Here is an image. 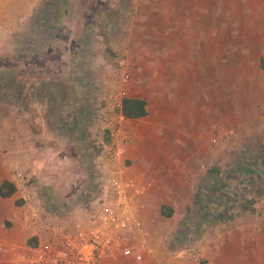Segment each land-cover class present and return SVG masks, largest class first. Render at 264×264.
<instances>
[{"label":"crops","instance_id":"obj_1","mask_svg":"<svg viewBox=\"0 0 264 264\" xmlns=\"http://www.w3.org/2000/svg\"><path fill=\"white\" fill-rule=\"evenodd\" d=\"M206 1L210 2L208 6ZM234 1L233 7L239 0ZM253 1L264 3V0ZM150 2L151 8L147 4L144 12L135 15L130 23L129 14L121 16L123 23L108 18L107 22L111 23L103 30L109 36L107 54L116 55L119 50L128 53L130 80L123 87L117 80L115 90L122 87L125 98L146 102V115L120 120L119 131H127L129 140L120 159L106 165V170L120 169L124 177L135 178L145 185L136 205L151 238L150 252L145 254L142 264H264V212L246 209L229 221L199 222L198 226H205L206 232L195 240L198 261L187 259L179 253L180 249L171 251L154 223L158 217H154L152 204L154 196L162 193L174 214L177 209H190L195 202L198 179L205 173L199 175L198 165L206 164V174L210 176V170L216 169L214 161L229 158H224L222 146L230 139L237 138L236 143L242 144L247 138L264 134V121L260 122L264 120V72L260 68V58L264 56V42L261 45L260 42L264 36L256 32L254 37L263 52L248 58L257 71L243 74L240 57L244 53L240 52L243 44L237 9L232 8L230 14L225 12L223 0ZM258 7L256 12L247 13L264 17V4L262 9ZM208 12L214 13V20L205 23L201 17ZM224 16L232 19L225 20ZM242 50L246 51L243 47ZM101 54L100 48L94 46L92 55H87L85 61L94 78L95 74L100 75L101 66L109 67L111 74L118 77L114 63L107 62V57L102 58ZM241 80L249 82L242 108L239 107ZM13 100L0 102V183L4 179L10 181L12 165L32 161L34 139H26L28 133L23 132L28 123L22 120L30 111ZM163 168L169 176L168 184L165 178L161 181L165 176L160 174ZM32 189L31 185L29 193L35 202ZM87 204L78 205L74 212ZM26 208L15 192L6 198L0 196V264H10L16 253L24 252L29 240L41 242L47 236L43 226H29L25 222ZM177 223L183 225L181 221ZM124 262L136 264L132 259H107L103 263Z\"/></svg>","mask_w":264,"mask_h":264},{"label":"rangeland","instance_id":"obj_2","mask_svg":"<svg viewBox=\"0 0 264 264\" xmlns=\"http://www.w3.org/2000/svg\"><path fill=\"white\" fill-rule=\"evenodd\" d=\"M150 1L0 0V102L14 98L17 105L28 108L30 112L26 117L22 116V120L28 123L23 133H28L26 139H34L31 163L14 164L11 172L17 168L29 173L35 204L40 211L42 209L53 217L63 219L73 213L78 205L88 203L97 194V174L93 169L99 153L97 142L100 139L108 140L110 119L116 118L112 102L117 96L115 83L118 77L111 74L109 67L101 66L100 75L95 74L94 78L85 61L96 46L100 48V54L105 53L101 57H107V62L112 61L115 66L123 50H119L115 56L105 51L109 36L103 30L106 24L111 23L107 19H120L123 23L125 21L121 16L129 14L130 23L135 15L144 12L147 4L151 8ZM223 1L225 12L230 14L232 8L239 12L237 19L243 44L240 52L244 53L240 57L241 73L248 71L255 74L257 70L248 58L257 57L263 52L260 45L264 40L258 45L254 35L257 36L256 32H259L258 35L264 36V17L250 15L247 11L256 12L259 5L262 9L264 3L239 0L233 7L235 1ZM208 4L210 2L206 1L205 5ZM204 18L205 23H210L214 20V13L208 12L201 17ZM224 19L230 21L232 18L224 16ZM248 85L249 82L240 81L241 108L246 103ZM262 134L247 138L242 144L236 143L238 139L235 138L221 145L224 158H229L214 161L215 164H212L216 167V173L212 172L210 176L206 174V164L198 165L199 175L205 173L198 179L194 206L190 205V209H177L176 214L167 217L160 213L161 205L165 209L171 208V205L165 202L162 193L154 196L157 199L152 202L154 217H158L154 223L171 251L195 247V240L206 232L205 226H198L202 205L211 207L212 212H223V222L247 211L242 205L250 198L254 203L250 211L264 212L254 207L256 201L264 200ZM231 150L235 153H231ZM238 152L240 154L236 156ZM162 170L160 174L165 176L161 181L165 178L168 184L167 170ZM168 180L171 182V177ZM159 186L163 187L162 184ZM184 220H187V224H184ZM177 221L183 225L178 226Z\"/></svg>","mask_w":264,"mask_h":264},{"label":"built area","instance_id":"obj_3","mask_svg":"<svg viewBox=\"0 0 264 264\" xmlns=\"http://www.w3.org/2000/svg\"><path fill=\"white\" fill-rule=\"evenodd\" d=\"M129 66L128 53L123 50L114 66L122 87L130 80ZM122 87L112 102L116 118L110 119L108 140L97 142L99 153L93 166L97 194L86 206L61 220L40 211L29 193V173L12 170L10 182L14 192L27 206L23 212L25 222L29 226H43L47 236L44 241L29 244L24 252L16 253L10 264H104V260L118 258L144 263L145 254L150 252V233L138 216L136 205L145 185L135 178L124 177L120 169L106 170L107 164L120 159L129 140L127 131H119L120 120L125 117L122 101L126 91ZM255 204L254 207L264 210V200ZM179 253L187 259H199L195 247H185Z\"/></svg>","mask_w":264,"mask_h":264},{"label":"trees","instance_id":"obj_4","mask_svg":"<svg viewBox=\"0 0 264 264\" xmlns=\"http://www.w3.org/2000/svg\"><path fill=\"white\" fill-rule=\"evenodd\" d=\"M111 56H115V54H110ZM260 68L262 69V71L264 72V56H262L260 58ZM3 81H5L4 78H2ZM5 85V84H4ZM7 91V90H6ZM8 100V99H6ZM146 102L143 99L140 98H124L122 101V113L125 117L127 118H132V119H136L139 117H142L144 115L147 114L146 111ZM216 173V171H214L213 169L210 170V173L212 172ZM239 187V185H237ZM14 193V186L13 184L7 180L4 179L1 183H0V196L3 198L9 197ZM220 193V192H219ZM220 195L222 196V194L220 193ZM217 204V203H216ZM253 199H247L245 200V204L242 205L243 209H248L251 210L252 209V205H253ZM205 208H202L203 212L201 213V218H199L198 222H208L211 219L217 220L219 222H221L222 219V213L223 212H212L211 207L209 208L208 206L204 205ZM163 205L161 208V213L165 216H171L173 213V210L171 208H167ZM216 208V207H215ZM216 210V209H215ZM211 213V214H210ZM205 216L207 217V219L205 220ZM184 224H187V220L183 221ZM196 227L198 228V226L196 225ZM30 244H35L36 242L33 243V241L29 240Z\"/></svg>","mask_w":264,"mask_h":264}]
</instances>
